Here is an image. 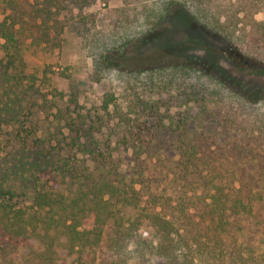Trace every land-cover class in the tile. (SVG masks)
<instances>
[{"label":"trees","instance_id":"obj_1","mask_svg":"<svg viewBox=\"0 0 264 264\" xmlns=\"http://www.w3.org/2000/svg\"><path fill=\"white\" fill-rule=\"evenodd\" d=\"M96 1L0 0L4 67L20 74L27 40L50 42L69 25L95 79L116 75L118 94L101 106L114 104L121 124L117 145L103 149L80 141L70 118L67 141L14 135L34 159L24 152L0 178V264H119L127 210L124 239L152 231L170 260L264 264V85L242 77L264 74V24L244 30L264 0H122L106 29L93 13L73 14ZM177 9L189 32L180 48L192 51L141 52ZM206 33L221 54L196 44Z\"/></svg>","mask_w":264,"mask_h":264},{"label":"rangeland","instance_id":"obj_2","mask_svg":"<svg viewBox=\"0 0 264 264\" xmlns=\"http://www.w3.org/2000/svg\"><path fill=\"white\" fill-rule=\"evenodd\" d=\"M212 1L213 5L217 4V0ZM122 4V0L108 2L97 0L80 11L73 9V14L93 13L96 27L106 29L112 19L111 10ZM178 10L153 34L149 42L142 44L141 52L149 53L154 50V55H158L161 50H166L171 51L169 54L174 56L191 50L190 47L188 51L180 48L188 41L189 32L185 27L186 17L184 20ZM246 21L247 25L244 29L246 33L255 32V29L264 24V12L249 14ZM206 34H204L207 38L206 43L197 40L196 44L214 46L216 52L221 54L220 49L224 44ZM55 35L56 37L50 42L32 43L30 39L27 40L21 51L24 64L21 66L20 74L18 69L10 70L4 67L0 39V178L10 180L9 178L13 177L12 165L20 159L19 157H25L24 152L27 154L23 158L24 161L34 159V156H30L25 151V144L19 140L21 138L14 137L17 133L23 137L31 130L30 138H38L45 143L51 141L53 145L57 143L55 138L69 140L65 123L66 118H70L68 120L73 121L75 127L80 129L79 132L87 136L80 137V141L86 142L89 148L103 149L108 145L114 146L120 138L121 124L109 115L114 113V104L108 109L101 106L105 93L113 91L115 96L118 94L116 75L95 79L94 59L82 45L81 38L69 25L61 31L58 30ZM260 58V66L264 68V57L260 56ZM144 59L146 63L147 60ZM218 62L225 67L230 66V62L223 57L219 58ZM242 77L264 85V74L252 76L244 73ZM167 127L157 135L163 144L173 139V134ZM76 157L84 159L87 156L77 153ZM46 177L48 175H44L43 178ZM127 212L129 214L122 222L127 226L123 231L122 228L120 230L123 232L121 235L123 239L119 246V264H182L179 260H170L155 252L153 247L155 237L152 231L140 228L133 237L124 239L123 235L127 227H131L130 223L135 217L132 211L127 210ZM118 241H120L119 236Z\"/></svg>","mask_w":264,"mask_h":264}]
</instances>
